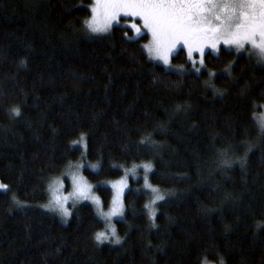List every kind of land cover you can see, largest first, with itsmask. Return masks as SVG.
Returning a JSON list of instances; mask_svg holds the SVG:
<instances>
[{"label": "trees", "instance_id": "obj_1", "mask_svg": "<svg viewBox=\"0 0 264 264\" xmlns=\"http://www.w3.org/2000/svg\"><path fill=\"white\" fill-rule=\"evenodd\" d=\"M91 3L0 0V264H264V134L253 118L264 66L222 47L200 72L169 71L142 51L147 34L86 35ZM172 60L188 64L183 49ZM81 135L85 161L100 165L82 174L103 207L112 192L100 183L123 173L114 165L151 163L167 194L151 218L142 181L130 180L119 244L95 241L104 226L91 205L67 223L43 206L49 182L85 154Z\"/></svg>", "mask_w": 264, "mask_h": 264}, {"label": "snow or ice", "instance_id": "obj_2", "mask_svg": "<svg viewBox=\"0 0 264 264\" xmlns=\"http://www.w3.org/2000/svg\"><path fill=\"white\" fill-rule=\"evenodd\" d=\"M91 15L83 21L86 35L104 36L113 31L114 25H120L123 20L122 39L127 43H138L150 37L148 43L141 45L151 61L162 63L166 68H171L173 53L178 46H182L187 53V58L193 64L194 53L200 55V65L204 64L205 49L220 52V46L234 49L237 53L247 51L249 57H255L258 64H264V0H92L89 5ZM130 18V20L128 19ZM133 35H129V31ZM248 46V47H246ZM200 71L199 68L196 69ZM225 71H228L227 69ZM210 75H215L210 73ZM15 116L20 115L18 108L12 109ZM256 119L258 127L264 132V114ZM84 141L81 135L74 144ZM144 140L141 143H148ZM81 162H69L68 171L62 176L71 179V190L65 188L62 178H55L49 182L48 193L50 199L44 206L47 210L55 212L67 223L73 215L72 209L83 201H88L96 206V215L104 222V229L94 234L98 244L105 242L119 244L113 218H122L124 215V194L128 188L129 177L138 178V169L144 170V188L146 193L152 194L153 199L145 204L149 216L155 218L154 205L165 199L158 187L150 182L149 172L152 171L151 163L133 164L131 168L123 165H114L124 171L123 177L111 182L113 196L108 211L103 210L101 198L94 194V187L82 174V169L90 167L96 171L100 165H85L87 159V145ZM226 166H231L228 160ZM243 167V162H241ZM9 186L0 183V191L7 192ZM15 201V197H13ZM16 204L24 208L26 205ZM202 264H210L207 260ZM219 264H225L223 258Z\"/></svg>", "mask_w": 264, "mask_h": 264}, {"label": "rangeland", "instance_id": "obj_3", "mask_svg": "<svg viewBox=\"0 0 264 264\" xmlns=\"http://www.w3.org/2000/svg\"><path fill=\"white\" fill-rule=\"evenodd\" d=\"M129 20H130V18H128ZM123 23H124V21L122 20L121 21V24H120V26H122L123 27ZM115 26V25H114ZM85 31V30H84ZM131 31V30H130ZM130 35H133V33L131 32L130 33ZM149 37V36H148ZM149 40H150V37L148 38V42H149ZM147 42V43H148ZM222 47H224L223 45H221L220 46V48H222ZM246 47H248V46H246ZM225 48V47H224ZM178 49H183V47L182 46H178V48H177V51H178ZM228 49V48H227ZM231 50H234V49H231ZM176 51V52H177ZM235 51V50H234ZM175 52V53H176ZM186 52V51H185ZM206 52H210V53H212V54H217L218 52H213L211 49H205V53ZM236 52V51H235ZM175 53H173V55L175 54ZM237 53V52H236ZM241 54H244L245 56H247V57H249V53L247 52V51H243V52H240ZM238 54V53H237ZM186 55H187V53H186ZM193 58H194V60H195V64H193L191 61H189L188 60V58H187V62H188V64L187 65H184V64H176V63H174L173 62V60L171 59V68H166L165 66H163V64L162 63H159V62H155V61H153V62H155V63H157V64H160V65H162L165 69H167V70H169V71H172V72H176V73H188V72H195V73H197V71H196V69L197 68H199L200 69V71L201 70H203L205 67H204V64H203V66H201L200 65V55H199V53H194V56H193ZM250 58V57H249ZM250 59H252L256 64H258L257 62H256V59H255V57H252V58H250ZM259 65H263L264 66V64H259ZM199 71V72H200ZM210 73H214V72H209V81H208V83H209V85H212V76L213 75H210ZM261 114H264V106H262V109L259 111V112H257L256 114H255V116L254 117H256V118H259L260 117V115ZM253 117V118H254ZM254 121H255V123H256V125H258L257 124V121H256V119H254ZM264 134V132H262L261 131V129L258 127V133H257V137H258V139L262 136ZM81 137V136H80ZM80 137H79V139H80ZM78 139V140H79ZM77 140V141H78ZM73 145V144H72ZM76 146H79L80 148H81V150H83V153H85V147H84V145H85V137H84V141L83 142H81V143H77V144H75ZM74 145V146H75ZM81 162V159H79V160H77V161H74V162H72L73 164H76V163H80ZM83 163L87 166V165H96V164H93V163H90V162H87V161H83ZM141 164H144V163H141ZM86 168H89V169H91L90 167H86ZM83 170V169H82ZM81 170V171H82ZM92 170V169H91ZM98 170V169H97ZM68 171V169H67V167L62 171V173L58 176V177H55V178H62L63 180H64V183H65V188L67 189V190H71V179H70V177H68V176H62V174L63 173H66ZM93 171V170H92ZM151 172H149L148 173V175L150 174ZM138 178H131V177H129V181H128V188H126L125 189V192L130 188V186H131V183H130V180L132 179V180H135V181H137V180H140V181H142V183H141V186L139 187L140 189H142V190H144V192H146V189L144 188V180H143V177H144V170L142 169V168H140V169H138ZM123 175H124V171H123V173H122V175L119 177V178H117V179H113V180H107V181H104V182H102V183H100V185H102V186H104V187H107V188H109L110 190H111V192H112V196H113V190H112V188H111V182H113V181H116V180H119L121 177H123ZM54 178V179H55ZM53 180V179H52ZM89 182V181H88ZM1 183V182H0ZM90 183V182H89ZM91 185H93V187H95V185L94 184H92V183H90ZM49 185V184H48ZM47 189H48V187H47ZM161 191V190H160ZM0 192H4V191H0ZM8 192V191H7ZM161 193H163L162 191H161ZM94 194L95 195H97L96 193H95V191H94ZM164 195H165V197H166V195L167 194H165V192L163 193ZM48 195H49V193H48ZM98 196V195H97ZM147 196L149 197V200H148V203H150L151 202V200L153 199V196H152V194L149 192L148 194H147ZM49 199H50V195H49ZM112 199V198H111ZM147 203V204H148ZM47 203H45L43 206H45ZM81 204H89V205H91L93 208H94V210H95V212H96V206L95 205H93V204H91L90 202H88V201H83V202H80V203H78L77 204V207L79 206V205H81ZM110 204H111V201H110ZM110 204H109V206L108 207H103V210L104 211H108L109 210V207H110ZM103 206V205H102ZM76 207V208H77ZM75 208V209H76ZM153 208H154V210H155V214H156V212H157V209H156V205H154L153 206ZM75 209H72V212H74L75 211ZM52 214H55L62 222H63V219H62V217L61 216H59L58 214H56L55 212H52ZM71 217V216H70ZM70 217L68 218V220L70 219ZM99 218V217H98ZM100 219V218H99ZM118 219H121V218H119V217H115V218H113V223H114V221L115 220H118ZM102 221V220H101ZM102 223H103V226L105 227V225H104V222L102 221ZM210 264H216V263H210Z\"/></svg>", "mask_w": 264, "mask_h": 264}]
</instances>
